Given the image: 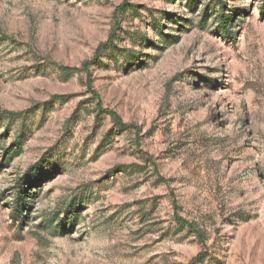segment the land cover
Here are the masks:
<instances>
[{
    "label": "rangeland",
    "instance_id": "rangeland-1",
    "mask_svg": "<svg viewBox=\"0 0 264 264\" xmlns=\"http://www.w3.org/2000/svg\"><path fill=\"white\" fill-rule=\"evenodd\" d=\"M0 110V264H264V0H0Z\"/></svg>",
    "mask_w": 264,
    "mask_h": 264
},
{
    "label": "trees",
    "instance_id": "trees-1",
    "mask_svg": "<svg viewBox=\"0 0 264 264\" xmlns=\"http://www.w3.org/2000/svg\"><path fill=\"white\" fill-rule=\"evenodd\" d=\"M219 6L221 5V1L218 3ZM238 21V18H229V16L225 15V14H221L219 16V23L217 24V28L220 31V36L223 37V39L227 40V41H234V37L232 36V28L234 26H236V23ZM112 38H109L106 42L101 43L98 45L95 54H94V59H92L90 62H85L83 64V68H87L89 67L91 64L94 63V60L103 52V50L109 48L110 46H112ZM86 72V71H85ZM98 105V111L101 113H105L107 114L110 118L112 123L114 124V126L119 129V130H127L130 129L131 127L128 124L123 123V121L120 119V117L113 111L110 110H103L100 109V103L97 102ZM25 115V112L21 113V112H12V111H5V110H0V122L5 120H8L9 123H13L16 121V119L20 118L21 116ZM22 129H21V133H22ZM19 139L16 140V145H18L20 143V136L18 137ZM40 167L38 164L32 166L27 174H25L23 177H20L18 179L17 182V190H16V194H15V199L13 202V216L14 219H22L23 218V210H25V206H27V197H29V192L28 190H30V188L32 187V185L36 184L37 180H38V176L40 173ZM25 186H27V188H24ZM69 207H67L65 209L66 214L68 216V219L72 220L73 217L70 213L69 210H67ZM177 221V223L179 225H182L184 227H187L189 229L190 232H193L195 234V236L197 237V239L203 243L204 242V235L202 233L201 230H199L197 228L196 225L191 224V223H186L184 222L182 219L180 218H176L175 219ZM61 229H64L63 227ZM197 259V258H195ZM192 264V263H191Z\"/></svg>",
    "mask_w": 264,
    "mask_h": 264
}]
</instances>
